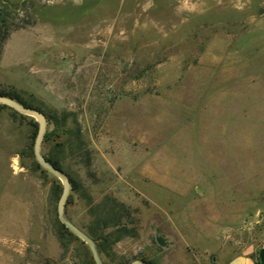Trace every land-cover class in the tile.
<instances>
[{
	"label": "rangeland",
	"instance_id": "rangeland-1",
	"mask_svg": "<svg viewBox=\"0 0 264 264\" xmlns=\"http://www.w3.org/2000/svg\"><path fill=\"white\" fill-rule=\"evenodd\" d=\"M0 28V90L47 117L66 215L108 226L106 264L259 260L264 0H0ZM38 128L0 105V264H95Z\"/></svg>",
	"mask_w": 264,
	"mask_h": 264
},
{
	"label": "water",
	"instance_id": "water-1",
	"mask_svg": "<svg viewBox=\"0 0 264 264\" xmlns=\"http://www.w3.org/2000/svg\"><path fill=\"white\" fill-rule=\"evenodd\" d=\"M0 105L7 106L13 109L14 111L22 115L32 117L37 121L39 128L34 142V148H33L34 157L37 163L47 172L57 177L61 181L63 186V191L57 205L58 218L62 223V225H64L71 233H73L78 238H80L89 247L95 264H105L103 259L101 258L95 240L92 237H90L86 232H84L82 229L77 227L73 222H71L66 215V211H65L66 203L72 188L71 180L63 170L55 167L45 158V156L42 154V149H41L48 125L47 117L43 112L36 110L34 108L27 107L24 104L20 103L19 101L8 96H0ZM158 242L161 246H165V242L162 238H159ZM259 261L260 264H264V249L260 250L259 252ZM130 264H147V263H145L143 260L136 259L132 261Z\"/></svg>",
	"mask_w": 264,
	"mask_h": 264
},
{
	"label": "trees",
	"instance_id": "trees-1",
	"mask_svg": "<svg viewBox=\"0 0 264 264\" xmlns=\"http://www.w3.org/2000/svg\"><path fill=\"white\" fill-rule=\"evenodd\" d=\"M4 35L2 36L1 34V28H0V48L2 46V43L4 39ZM0 96H8V97H11L17 101H19L20 103L24 104L25 106L27 107H30V108H34L36 110H39L41 111L40 109L36 108V107H33L32 105L28 104L27 102L23 101L22 99H20L17 95L15 94H12L10 92H6V91H1L0 90ZM42 112V111H41ZM52 134H46L45 135V140H48L50 139ZM62 144H58V146H61ZM45 158L51 163L53 164L55 167L61 169L59 167V162L53 158L52 156H46L44 155ZM62 170V169H61ZM121 224H120V219H117V223L115 224V227H119ZM66 230H68L64 225H62ZM108 228V226H104L101 230H103V232L105 233L104 230H106ZM69 231V230H68ZM121 231V230H119ZM103 232L101 233L100 232V229H96L94 231H91L90 233H87L90 237H92L95 242L97 243V246H98V249H99V252H100V255L109 247V245L111 244V238H112V235L111 234H103ZM258 263L260 264V261L257 259ZM145 262V261H144ZM105 263V262H104ZM147 263V262H145ZM106 264V263H105ZM148 264V263H147Z\"/></svg>",
	"mask_w": 264,
	"mask_h": 264
},
{
	"label": "crops",
	"instance_id": "crops-1",
	"mask_svg": "<svg viewBox=\"0 0 264 264\" xmlns=\"http://www.w3.org/2000/svg\"><path fill=\"white\" fill-rule=\"evenodd\" d=\"M224 264H259L257 259L252 255L251 252H243L235 255L228 262Z\"/></svg>",
	"mask_w": 264,
	"mask_h": 264
}]
</instances>
